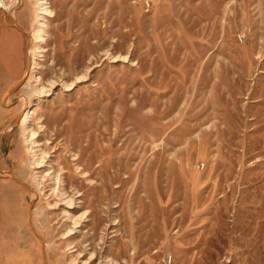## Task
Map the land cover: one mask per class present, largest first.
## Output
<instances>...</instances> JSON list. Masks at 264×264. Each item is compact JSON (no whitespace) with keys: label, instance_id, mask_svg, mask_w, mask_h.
<instances>
[{"label":"rangeland","instance_id":"obj_1","mask_svg":"<svg viewBox=\"0 0 264 264\" xmlns=\"http://www.w3.org/2000/svg\"><path fill=\"white\" fill-rule=\"evenodd\" d=\"M43 2L0 0V264H264V0H46L35 54Z\"/></svg>","mask_w":264,"mask_h":264},{"label":"bare ground","instance_id":"obj_2","mask_svg":"<svg viewBox=\"0 0 264 264\" xmlns=\"http://www.w3.org/2000/svg\"><path fill=\"white\" fill-rule=\"evenodd\" d=\"M43 3H44V5L42 7V9H43L42 10V13L43 14L41 15V20H40V22L38 24V30H37L38 31L37 32V45L35 47V54H37V51H38L37 49L39 47V41H41L43 39V28L45 27V18H44L45 16H44V13H46L48 11V6L46 5V0H44ZM35 63H36V60L34 59L32 61V63H30L31 68H34ZM33 113H34V109L33 108H28L24 112V114L22 115V117H21L22 123L23 124H26L28 122V120L31 118V116L33 115ZM25 129H26V136L27 137L32 136V131L27 127V125H25Z\"/></svg>","mask_w":264,"mask_h":264},{"label":"water","instance_id":"obj_3","mask_svg":"<svg viewBox=\"0 0 264 264\" xmlns=\"http://www.w3.org/2000/svg\"><path fill=\"white\" fill-rule=\"evenodd\" d=\"M17 118H18V117H17ZM17 118H16V119H17ZM16 119L13 121V125L16 123V121H17ZM12 127H13V126H12ZM4 132H5V131H4ZM4 132H3V133H4Z\"/></svg>","mask_w":264,"mask_h":264}]
</instances>
